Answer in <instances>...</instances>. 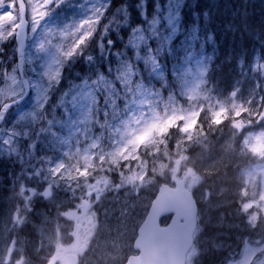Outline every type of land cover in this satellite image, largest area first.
<instances>
[{"label": "rangeland", "instance_id": "obj_1", "mask_svg": "<svg viewBox=\"0 0 264 264\" xmlns=\"http://www.w3.org/2000/svg\"><path fill=\"white\" fill-rule=\"evenodd\" d=\"M14 1L0 0V43L15 35L19 13ZM25 1L30 23L25 73L31 97L25 111L0 127L2 154L13 156V153H25L22 143H19L20 138H32L33 134L44 131L40 127L46 116L43 114L40 120L42 109L56 93V99L61 98L60 105L68 104L70 107L64 109L66 118L60 129L66 135L62 136L66 140L60 143L62 147L59 148L64 154L58 152L57 158L49 157L46 160L51 161L41 163L32 160L26 172L25 187L29 201L41 196L50 211L47 214L42 211L44 221L40 229L44 240L39 247L43 246L50 254L44 255L39 263L31 264H53L58 252L79 254L80 264H124L127 255L133 252V234L146 214L155 191V178L148 172L155 174L159 171L161 178L170 184L177 177L185 179L194 190L199 187L198 176L204 171L221 173L228 164L224 162V153L235 144L242 151L245 149L252 158L251 163L240 172L243 189L238 202L242 201L241 211L247 216L241 230H251L256 237L245 235L241 248L230 250L221 264H264V81L260 79L258 67L247 73L244 82L232 86L228 92L216 87L217 100L208 104L210 111L205 119L214 125V129L221 127L215 133L208 128L211 129L208 136H199L201 134L195 132L194 127L195 116L200 109L196 96L202 80L203 63L199 58H203V54L185 62L182 70L185 73L184 91L179 99L176 96L170 103L162 102L157 94L148 93L144 102L138 100L133 107H124L120 102L132 92V65H124L123 70L107 73L106 76L88 78L78 86L69 83L60 87L61 82L67 83L63 76L67 63L70 58H78L74 53L84 46L92 26L102 21L109 2L60 0L58 7L44 9L43 0ZM170 1L172 3L164 11L157 8L151 12L150 20L149 16L147 19L142 17L144 10L141 7V22H144L146 35H133L137 48L129 50L134 51L135 65L156 69L157 62L142 54H146L153 43L162 46L171 38L167 35L177 33L183 0ZM146 13H149L148 9ZM111 21L107 20L106 29H111ZM148 38L149 46L145 52V48L138 46L147 43ZM192 43L193 39H185L178 51L184 52ZM11 50L15 53L14 46ZM201 51L204 52L205 48ZM259 56L256 49L253 60H258ZM22 90L15 64L4 79L0 95L4 103H9L20 96ZM232 91H236L234 97L230 96ZM97 101L113 109L104 108L100 114ZM225 110V115H222ZM51 121L52 118L48 119L46 125ZM149 139L158 144L174 140L176 155L164 163L143 161L136 150L140 143L147 144ZM190 147L195 151L188 152ZM197 148L200 150L196 151ZM28 154L34 155L32 152ZM22 157L19 162H26ZM95 167L99 173L93 171ZM73 170L74 174L70 176ZM176 173L177 176H174ZM215 191L220 193L219 189ZM220 196L210 200L209 193L198 192L197 199L203 202V212L212 215L211 206H217L212 202H219ZM223 203L228 204L227 201ZM219 222L217 218L215 224ZM224 236L221 233L217 242L204 237L201 242L198 241L191 257L195 258V253L207 250L211 245L227 249L229 244ZM2 263L27 264L22 252L18 251L17 240H0ZM188 264H191L190 260Z\"/></svg>", "mask_w": 264, "mask_h": 264}, {"label": "trees", "instance_id": "obj_2", "mask_svg": "<svg viewBox=\"0 0 264 264\" xmlns=\"http://www.w3.org/2000/svg\"><path fill=\"white\" fill-rule=\"evenodd\" d=\"M170 4V0H125V2L124 0H117V3H113V6L119 5V8L115 10L112 6L102 21L95 25L92 33L83 42L84 46L74 53L78 58H70L64 69L66 71L63 70V76H67L66 81L68 82L72 81L73 78L88 80L91 77L106 76L109 73L108 70L114 73L123 70L124 65H132L137 75L140 74V76L136 77L130 84L131 89L153 88L152 92L160 93L163 98L179 97L184 88L183 79L185 75H182L181 70H183L186 62V56L191 50L196 53L197 57L203 54L204 56L201 59L205 64L197 97L200 109L196 116L194 131L199 132L201 134L199 136H208L209 130L213 129L215 133L221 127L220 125L218 129H214V125L205 119L210 111L208 104L212 101L213 93L217 90L216 87L228 91L232 86H239L242 81L244 82L245 76L251 72L256 64V60H253L256 49H258L260 55L257 61L260 65L259 71L263 74L260 79H264V30L261 27L264 25V6L261 5V0H183L179 11L180 22L177 33L173 36L167 35L166 37L171 38L162 46H156L153 43L148 52L142 54L155 58L158 67L150 69V67L141 64L135 65L134 51H130L137 48V46L134 48L130 46L133 35L136 33L140 35L139 27L141 26H143V31L146 29L144 28V22H141V7L144 10L142 17L147 19L149 16L150 20L151 12H154L157 8L164 11L165 7ZM147 9L149 13L145 14ZM108 17L112 20L111 29H106ZM158 24L165 25L164 22H158ZM255 24H258L257 29L254 28L256 27ZM188 38L193 39L192 45L184 52H179V47ZM12 47L13 40H9L3 47L4 53L0 54V89L4 82L2 69L10 68L16 59L15 54L11 51ZM144 48L146 52L147 47ZM202 48H205L204 52L201 51ZM240 60L243 63L242 69ZM146 73L155 75V77L152 76V81L145 80L144 74ZM54 103L56 104V100L54 102L52 100L48 110L52 109ZM3 104L4 101L0 95V108ZM24 106L25 104H20L11 108L0 127L6 125L10 120L12 121V118L17 117V113ZM57 111L54 114L59 117ZM226 111L222 115H225ZM60 119L61 117L57 118L47 127L42 126L44 131L39 132V134L43 137L36 141V146L39 147L37 148L38 152L43 153L39 154L38 158H43L45 152H52L46 150L53 149V152H55L58 149V140H53V136L59 134L58 130L62 126L59 122ZM223 121L226 122V120ZM200 125H203V128H200ZM37 136L38 133L27 140L20 138V143H22L25 150L24 157H22L24 151H22V155L14 153L13 156L3 155L0 147V211L4 210L2 207L10 209L12 218L10 217L8 220V234L11 233L17 241L22 242L23 255L35 263L41 261L38 259L37 254L43 256L46 254L40 251L34 256L29 252L30 246L26 243V231L33 229L36 232L37 223L35 221L39 220L40 217L38 216L37 220L34 218L38 215L37 213L44 202L40 200L29 201L25 182L27 181L26 172L31 165L30 162L36 160V156H29L28 152H33L32 147ZM193 136H191L192 140ZM141 149H145V155H150L160 161H167L169 157L175 156L177 153L174 140L160 142L159 144L158 142L156 144L149 142L146 148ZM199 150V148L196 149V151ZM187 151L191 152L195 149L190 147ZM241 152L236 144L232 146L229 151L224 153V162H227L228 165L222 169L221 173L215 172L212 175H203L199 187L194 189L196 195L200 191L210 193L208 188L213 186L214 182H216L215 185L218 184L221 187L219 198L221 203L220 222L217 226L214 224V218L216 217H213V215L216 214L215 212L212 215H207L204 212L200 213L202 220L205 218V221L201 223L198 229L195 246L198 247V241L201 242L204 237L212 238L217 242L221 239V233H224L223 238L228 242V248L224 250L219 248L218 245H211L209 250L215 253L225 252V257L230 250L241 248V240L244 237L241 225L233 222V219L238 216L240 203L236 206H229V203L224 205L223 203L227 197L238 199V191L243 187V183L240 181V172L248 166L249 162L247 154ZM21 157L26 162L20 163ZM224 177L228 180H225ZM229 180L230 182H228ZM197 189L198 191H196ZM214 196L212 194L210 200H213ZM199 204L202 205L201 202ZM245 215V213L239 215L242 224ZM259 218L263 219L262 216H259ZM228 222L231 223L228 224L229 226L227 225ZM233 224L235 226H232ZM233 234H242V236L237 237ZM206 257V250H200L190 262L191 264H220L225 258L221 257L220 260L216 259L208 262Z\"/></svg>", "mask_w": 264, "mask_h": 264}, {"label": "water", "instance_id": "obj_3", "mask_svg": "<svg viewBox=\"0 0 264 264\" xmlns=\"http://www.w3.org/2000/svg\"><path fill=\"white\" fill-rule=\"evenodd\" d=\"M55 0H44L43 6L50 7ZM21 21L17 26L16 42L18 68L26 88L24 96L0 110V122L6 110L23 100L28 86L23 79L22 62L28 35L26 7L23 0H17ZM173 213L166 226L160 224L163 216ZM197 205L193 194L185 188L184 181H177L176 187L162 185L154 198L149 212L137 231L133 247L138 251L130 255L125 264H185L187 252L193 245V233L197 225ZM61 264H78V256L67 254L61 257Z\"/></svg>", "mask_w": 264, "mask_h": 264}, {"label": "bare ground", "instance_id": "obj_4", "mask_svg": "<svg viewBox=\"0 0 264 264\" xmlns=\"http://www.w3.org/2000/svg\"><path fill=\"white\" fill-rule=\"evenodd\" d=\"M261 5L264 6V0H261ZM257 18L260 19L259 17H257ZM255 25H256V27H254V28L257 29L258 28L257 27L258 24H255ZM259 25H261V24H259ZM247 27L250 28L249 26H247ZM261 27L264 30V25L261 26ZM55 106H57V104L54 103L52 105V110L54 109ZM54 113H56V112H53L52 113V115H51L52 119L53 120H56L57 118L61 117V119L59 120V122L61 123V125H63L62 123L64 122V119L66 118L65 113H59V117H57ZM224 201H227V203H229V206H231V205L232 206H236V204L239 203L238 200H237V198H235V197L227 198ZM212 203L217 204L216 207L211 206L212 209H213V211L216 213V214L213 215V217H217V215L221 211V209H220L221 203L220 202H217V201H214ZM2 208L4 210L3 211H0V225L5 224L8 221V218H9V216L11 214V211H10V209L8 207H2ZM239 215H240V213H238V216L233 219V222L236 223L237 225H242V221H241ZM38 216H39V214L36 215V217L34 219L37 220L38 219ZM43 221L44 220L41 219V218L39 220L35 221L37 223L36 224V228H35L36 229V232H34L33 229H28L26 231V234H27L26 243H27V245L30 246L29 247L30 248V251L29 252H31L32 254H34V256H35V252L37 251V249L41 246V242H43V240H44V236L41 235V229H40ZM215 221H216V219L214 218V224H215ZM233 235H235L237 237L242 236V234H239V235L233 234ZM244 235H248L249 237H256V235L254 233H252L251 230H246L244 232ZM17 246H18V251L19 252H22V248L23 247H22V242L21 241H17ZM209 249H211V247H209ZM209 249L206 250V255H207L206 258L208 259V262H212L211 260H216V259L220 260L221 257H225V252H222V253H219V252L217 253L216 252L215 253L214 251H211ZM239 254H240V251H239ZM37 255H38V259L39 260L43 259L42 258L43 255H41V254H37ZM55 258L57 260H60L61 259L60 254L59 253L55 254ZM2 264H4V263H2Z\"/></svg>", "mask_w": 264, "mask_h": 264}]
</instances>
